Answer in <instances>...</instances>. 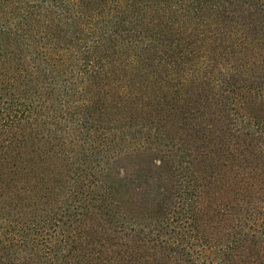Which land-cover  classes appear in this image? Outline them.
<instances>
[{
    "label": "trees",
    "instance_id": "1",
    "mask_svg": "<svg viewBox=\"0 0 264 264\" xmlns=\"http://www.w3.org/2000/svg\"><path fill=\"white\" fill-rule=\"evenodd\" d=\"M0 264H264V0H0Z\"/></svg>",
    "mask_w": 264,
    "mask_h": 264
}]
</instances>
